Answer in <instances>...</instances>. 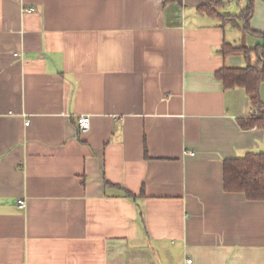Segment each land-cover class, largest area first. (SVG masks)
<instances>
[{
    "label": "crops",
    "instance_id": "1",
    "mask_svg": "<svg viewBox=\"0 0 264 264\" xmlns=\"http://www.w3.org/2000/svg\"><path fill=\"white\" fill-rule=\"evenodd\" d=\"M203 2L0 0V264H264V199L222 186L264 130L214 77L246 63L223 41L264 39ZM249 26L264 33V0Z\"/></svg>",
    "mask_w": 264,
    "mask_h": 264
},
{
    "label": "trees",
    "instance_id": "2",
    "mask_svg": "<svg viewBox=\"0 0 264 264\" xmlns=\"http://www.w3.org/2000/svg\"><path fill=\"white\" fill-rule=\"evenodd\" d=\"M181 0H164V2ZM223 4L222 0H204L198 6V10L217 15L223 22L238 25V21L244 22V31L261 36L264 33L254 31L249 26V16L253 10V0L239 15L220 14L217 8ZM218 51L222 54H241L245 60L243 66L222 65L214 72L223 89L241 87L244 89L250 107L254 112L247 117H239L237 122L242 129L258 127L264 130V103L260 95V86L264 81V43L249 48L243 43L232 44L223 41ZM253 57L255 60L253 61ZM222 186L227 192H242L249 200L264 199V149L262 151H248L242 156L223 159ZM127 196L131 193L125 191Z\"/></svg>",
    "mask_w": 264,
    "mask_h": 264
},
{
    "label": "built area",
    "instance_id": "3",
    "mask_svg": "<svg viewBox=\"0 0 264 264\" xmlns=\"http://www.w3.org/2000/svg\"><path fill=\"white\" fill-rule=\"evenodd\" d=\"M25 11H32L34 7H23ZM76 125L79 131L84 132L89 129L90 126V117L87 114H80L76 117ZM189 154H193L192 151L188 152ZM17 205L19 208H24L26 206V200L23 198L17 199ZM191 258H187L184 264H191Z\"/></svg>",
    "mask_w": 264,
    "mask_h": 264
},
{
    "label": "rangeland",
    "instance_id": "4",
    "mask_svg": "<svg viewBox=\"0 0 264 264\" xmlns=\"http://www.w3.org/2000/svg\"><path fill=\"white\" fill-rule=\"evenodd\" d=\"M227 27H228V29H230L231 31L233 30V31H235V33H237V31H236L237 28H235V27H231V26H227ZM235 41L238 42V39H237V40L235 39Z\"/></svg>",
    "mask_w": 264,
    "mask_h": 264
}]
</instances>
